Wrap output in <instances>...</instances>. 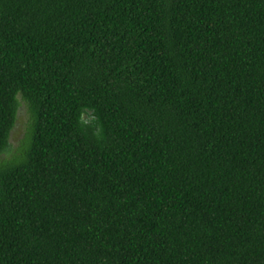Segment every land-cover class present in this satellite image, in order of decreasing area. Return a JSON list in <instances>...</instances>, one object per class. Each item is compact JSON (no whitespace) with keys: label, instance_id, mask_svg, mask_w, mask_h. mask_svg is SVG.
I'll list each match as a JSON object with an SVG mask.
<instances>
[{"label":"trees","instance_id":"obj_1","mask_svg":"<svg viewBox=\"0 0 264 264\" xmlns=\"http://www.w3.org/2000/svg\"><path fill=\"white\" fill-rule=\"evenodd\" d=\"M5 153L0 264H264V0H0Z\"/></svg>","mask_w":264,"mask_h":264},{"label":"rangeland","instance_id":"obj_2","mask_svg":"<svg viewBox=\"0 0 264 264\" xmlns=\"http://www.w3.org/2000/svg\"><path fill=\"white\" fill-rule=\"evenodd\" d=\"M29 120L28 108L24 101H21V107L18 111V119L16 125L11 134V144L13 147L17 148L19 146L20 140L24 137ZM10 155L5 153L0 156V160H5L9 158Z\"/></svg>","mask_w":264,"mask_h":264}]
</instances>
